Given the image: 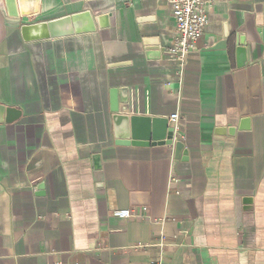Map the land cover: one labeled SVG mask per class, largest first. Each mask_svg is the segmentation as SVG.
I'll list each match as a JSON object with an SVG mask.
<instances>
[{"label":"crops","instance_id":"crops-1","mask_svg":"<svg viewBox=\"0 0 264 264\" xmlns=\"http://www.w3.org/2000/svg\"><path fill=\"white\" fill-rule=\"evenodd\" d=\"M3 1L0 104L21 116L0 124V264H264V0H211L182 64L168 0H16L17 18ZM85 10L108 26L20 37ZM113 89L120 114L168 120L185 156L116 145ZM142 207L159 224L112 216Z\"/></svg>","mask_w":264,"mask_h":264},{"label":"water","instance_id":"water-1","mask_svg":"<svg viewBox=\"0 0 264 264\" xmlns=\"http://www.w3.org/2000/svg\"><path fill=\"white\" fill-rule=\"evenodd\" d=\"M3 2L7 15L11 18H17L16 0H4ZM262 10V28L257 33L264 43V6ZM107 26L108 15L93 16L90 11L85 10L45 22L22 25L19 32L22 41L24 43H30L92 33L97 28L104 29ZM147 50L150 53H154L150 56H160L158 46H148ZM237 53L243 55L244 50L239 48ZM119 103H125V99L120 96L118 97V91L111 90L110 111L112 113V128L116 145L135 147L172 146L175 159H178L180 155L185 156L184 145L181 141L175 139V130L169 127L168 120L120 114L118 108ZM20 116L21 112L19 110L0 104V124L13 123ZM244 125L246 126L244 128L248 127L247 119L241 121L239 129L242 130ZM228 133L232 134L233 131L230 130Z\"/></svg>","mask_w":264,"mask_h":264},{"label":"built area","instance_id":"built-area-1","mask_svg":"<svg viewBox=\"0 0 264 264\" xmlns=\"http://www.w3.org/2000/svg\"><path fill=\"white\" fill-rule=\"evenodd\" d=\"M168 2L174 20L175 37L172 45L166 49V55L182 64L186 56L195 50L197 41L204 34L208 23L207 8L211 0H168ZM169 120L176 125L179 116L174 114ZM175 137H178L176 131ZM112 216L122 220H146L151 221L152 224H159L160 222L151 220L145 207L115 210ZM157 246L164 247L163 237L159 239Z\"/></svg>","mask_w":264,"mask_h":264},{"label":"bare ground","instance_id":"bare-ground-1","mask_svg":"<svg viewBox=\"0 0 264 264\" xmlns=\"http://www.w3.org/2000/svg\"><path fill=\"white\" fill-rule=\"evenodd\" d=\"M25 8H26V5H25ZM23 9H24V7H23Z\"/></svg>","mask_w":264,"mask_h":264}]
</instances>
